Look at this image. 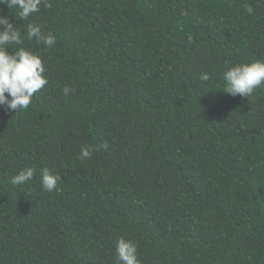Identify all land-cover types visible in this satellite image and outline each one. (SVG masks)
Wrapping results in <instances>:
<instances>
[{"label":"trees","instance_id":"1","mask_svg":"<svg viewBox=\"0 0 264 264\" xmlns=\"http://www.w3.org/2000/svg\"><path fill=\"white\" fill-rule=\"evenodd\" d=\"M50 4L30 17L48 48L0 3L24 41L8 51L39 54L48 79L27 109L0 106V264H119L121 237L140 264H264V85L223 80L264 61V0Z\"/></svg>","mask_w":264,"mask_h":264},{"label":"clouds","instance_id":"2","mask_svg":"<svg viewBox=\"0 0 264 264\" xmlns=\"http://www.w3.org/2000/svg\"><path fill=\"white\" fill-rule=\"evenodd\" d=\"M0 3L6 4L8 9H17L20 20L29 21L24 30L28 40L35 39L37 45L42 44L48 48L55 45L56 37L51 31L44 33L40 24L30 21V17L40 12L42 6L51 7L50 0H0ZM246 11L251 15L253 9L247 7ZM23 42L21 31L14 26L9 16L0 15V106H6L8 111L27 109L34 94L48 83L45 65L39 54L23 47L11 53L8 51L10 46H18ZM199 78L208 81L210 77L207 72H203ZM223 80L225 92L232 96L248 98L257 88L264 85V61L237 63L223 73ZM64 92L68 94L70 89L65 87ZM90 156V148H81L80 159ZM35 172L33 167L21 170L10 178V183L15 186L24 185L33 179ZM60 180L61 177L53 174L48 168L40 169V181L45 191L57 190ZM115 253L119 264H140L137 245L131 240L119 238Z\"/></svg>","mask_w":264,"mask_h":264}]
</instances>
